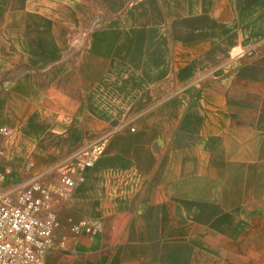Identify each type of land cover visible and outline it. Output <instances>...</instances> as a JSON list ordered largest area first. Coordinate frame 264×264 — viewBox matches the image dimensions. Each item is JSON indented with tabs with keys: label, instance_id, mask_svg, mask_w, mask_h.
<instances>
[{
	"label": "rangeland",
	"instance_id": "1",
	"mask_svg": "<svg viewBox=\"0 0 264 264\" xmlns=\"http://www.w3.org/2000/svg\"><path fill=\"white\" fill-rule=\"evenodd\" d=\"M50 74L81 82L92 112L130 132L137 111L170 106L172 145L219 175L207 204L187 195L170 225L140 227L137 253L98 243L74 264H264V0H0V90L20 85L35 101Z\"/></svg>",
	"mask_w": 264,
	"mask_h": 264
},
{
	"label": "crops",
	"instance_id": "2",
	"mask_svg": "<svg viewBox=\"0 0 264 264\" xmlns=\"http://www.w3.org/2000/svg\"><path fill=\"white\" fill-rule=\"evenodd\" d=\"M59 78L56 74L42 77L45 84L34 92L35 101L20 85L0 90L3 107L9 112L0 130L16 132L5 144L0 194L8 190L18 193L34 180L50 191L60 228L46 253L47 264H74L81 254L90 260L98 253V243L118 246L120 252L128 247L132 252L134 247L137 253L140 227L145 228L142 236H149V231L153 235L154 227L165 225V219L170 225L171 204L175 210H184L186 196L193 194L199 196L193 198L195 203L202 206L204 186L218 189L219 175L213 173L212 164L208 172L200 160L187 158L185 142L172 145L170 106L134 113L130 119L137 122V131L132 133L120 119L113 121L92 112L81 82ZM17 79L19 83L23 77ZM258 131L264 139V123ZM0 137L10 138L1 133ZM85 153L90 168L84 167ZM258 162L264 164V151ZM63 178L74 180L75 187L65 188ZM211 205L220 208L219 203ZM241 208L230 215L239 216ZM243 221L235 220L238 227L246 224ZM81 222L87 227L76 236L70 228ZM92 227L98 228L97 234H92ZM71 238L82 239L75 243Z\"/></svg>",
	"mask_w": 264,
	"mask_h": 264
},
{
	"label": "built area",
	"instance_id": "3",
	"mask_svg": "<svg viewBox=\"0 0 264 264\" xmlns=\"http://www.w3.org/2000/svg\"><path fill=\"white\" fill-rule=\"evenodd\" d=\"M0 133L4 136L9 134L6 128ZM87 155H82L86 158L84 167L90 168L92 163ZM62 183L67 189L76 185L71 178H63ZM13 192L8 190L0 194V264H47L46 253L60 228L50 201V191L34 180L19 190L15 197ZM86 227L87 223L81 222L71 231L80 234Z\"/></svg>",
	"mask_w": 264,
	"mask_h": 264
}]
</instances>
